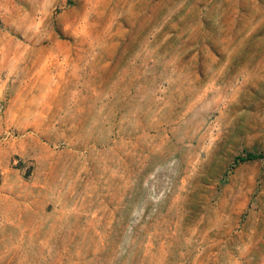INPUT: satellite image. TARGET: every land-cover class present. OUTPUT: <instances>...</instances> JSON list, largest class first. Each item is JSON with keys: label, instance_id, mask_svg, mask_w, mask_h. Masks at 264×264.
<instances>
[{"label": "rangeland", "instance_id": "1", "mask_svg": "<svg viewBox=\"0 0 264 264\" xmlns=\"http://www.w3.org/2000/svg\"><path fill=\"white\" fill-rule=\"evenodd\" d=\"M264 0H0V264H264Z\"/></svg>", "mask_w": 264, "mask_h": 264}, {"label": "trees", "instance_id": "2", "mask_svg": "<svg viewBox=\"0 0 264 264\" xmlns=\"http://www.w3.org/2000/svg\"><path fill=\"white\" fill-rule=\"evenodd\" d=\"M256 158H264V154L262 153H253V152H247L243 156H238L235 159L239 161H244V160H251V159H256Z\"/></svg>", "mask_w": 264, "mask_h": 264}]
</instances>
